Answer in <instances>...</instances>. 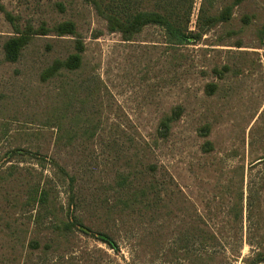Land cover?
<instances>
[{"label":"trees","instance_id":"obj_1","mask_svg":"<svg viewBox=\"0 0 264 264\" xmlns=\"http://www.w3.org/2000/svg\"><path fill=\"white\" fill-rule=\"evenodd\" d=\"M83 1L123 41L135 42L147 27L160 29L164 39L159 44L167 48V66L174 71L172 83L177 81L175 72L200 63L202 58L199 75L205 80L204 106L220 95L221 99L232 98L230 88L224 86L228 82L254 76L264 80V61L258 53L210 49L226 46L228 39L239 36L243 29L260 24L256 38L264 50L262 1L201 0L193 29L198 0ZM54 5L64 12L62 3ZM236 8L244 13L236 14L234 20ZM232 22L233 32L210 40L221 25ZM53 29L55 36L77 37L72 21L58 23ZM48 32L42 28L40 35L47 36ZM29 34L34 33L7 43L5 55L12 63L31 45ZM205 42L211 47L196 49ZM75 45L74 52L66 51L63 59H55L39 75L37 84L49 91L30 100L40 113L28 118L38 116L40 128L37 132L29 129L28 144L11 151L18 161L0 169V204L15 209L16 202L22 203V210L36 226L31 247L38 252L50 250L52 237L55 244L81 234L102 238L115 249L118 244L113 230L118 229L126 236L134 234L144 250L161 253L171 261L221 264L211 256L220 250L234 256L243 242L246 225V239L254 249L253 255L260 257L264 252V96L247 120L249 126L254 122L248 164L245 150L240 155V148L246 146V130L242 145L223 157L212 139L222 112L206 108L197 113L195 133L203 142L199 159L188 171L208 174L203 182L211 188L204 190L200 201H194L186 185L179 182V175L160 156L161 147L187 116L185 106L175 105L160 115L153 137L134 131L109 89L104 85L106 94L102 95L100 81L93 82L94 71L84 66L83 45ZM229 47L242 48L239 41ZM199 52L205 53L197 55ZM184 73L189 75L191 71ZM44 131L48 132L49 143L48 139L45 144L31 141H40ZM256 134L262 136L260 154ZM232 158L239 161L230 166L226 160ZM27 163L31 166H21ZM63 193L65 202L61 200Z\"/></svg>","mask_w":264,"mask_h":264},{"label":"rangeland","instance_id":"obj_2","mask_svg":"<svg viewBox=\"0 0 264 264\" xmlns=\"http://www.w3.org/2000/svg\"><path fill=\"white\" fill-rule=\"evenodd\" d=\"M200 1L195 4L192 29ZM255 1H262L264 5V0ZM57 2L63 4L64 12H60L54 5ZM234 13L236 20L237 15L244 13V10L242 12L236 8ZM65 21L76 24V38L55 36L53 27ZM261 23L264 25V14ZM257 26L243 29L239 36L228 39L226 46L210 48L211 46H208L210 43L205 42L196 49L256 52L264 61V50L259 48L256 38ZM42 28L50 31L47 36L40 35ZM234 28V22L221 25L217 32L211 35L210 40L214 41L220 35L233 32ZM26 33H34L29 34L32 38L31 45L23 50L17 62L12 63L5 55V47L12 38H19ZM163 39L160 29L147 27L135 42L123 41L120 34L108 30L103 19L83 0H53L39 3L32 0H0V169L18 161L17 157L12 158L11 151L28 144L26 132L29 129L31 132H37L40 128L38 116L33 120L28 118L30 114L40 113V109L37 110L31 103L34 95H42L49 91L48 88H43L42 84H37L39 75L45 68L51 66L55 59H63L66 51L74 52L75 42L82 44L85 49L84 66L94 71L93 82L99 84L100 81L102 95L106 94L104 85L109 89L115 103L131 120L134 131L138 130L146 137H153L160 115L175 105L185 106L187 116L177 124L170 141L161 147L160 156L164 163L171 167L177 176L179 175V182L186 185L187 192L194 201H200L204 190L211 188L203 182L208 174L198 172L191 174L188 171L190 165L196 164V159H199V147L203 142L195 133L196 116L202 109L212 108L214 113L222 112L212 139L223 157L233 151L231 149L242 145L243 130H246V146L245 149L243 146L240 148V155L245 150V162L248 164L250 127L254 122L249 126L247 120L262 101L264 80L260 76H254L242 77L237 82H228L224 86L225 89L230 88L231 91L228 93L232 98L221 99L220 95L204 106L202 91L205 80L199 75L202 58L200 63L175 72L177 81L172 83L174 71L167 66L168 50L159 44ZM236 41L241 43L242 48L229 47ZM201 53L205 52H199L197 55ZM187 70L191 71L189 75L184 73ZM39 87L41 90L38 93ZM32 107L34 108L31 109ZM233 112L237 114L232 116ZM42 134L44 137L40 141L33 138L31 141L33 140L35 144H45L48 139L49 143L48 132L44 131ZM261 138L260 134L255 135L258 141L256 147L258 154L261 150L259 146L262 144ZM8 161L10 162L6 164ZM238 161L239 158L226 160L230 166ZM21 166H31V163ZM65 198L66 195L63 193L62 202H65ZM16 203L15 209L3 208L0 204V264L177 263L151 249L144 250L134 234L129 233L126 236L118 229L113 230L114 239L118 244L115 249L104 243L105 240H100L102 238L77 234L55 244L52 237V243L50 242L52 248L38 252L33 248L35 246L31 247L35 241L36 226L30 222V215L22 210V203ZM27 228L29 232H25ZM41 229L45 230V227L42 226ZM243 235V242L234 256L220 250L211 258L221 264H264V252L260 257L253 255L254 249L246 239V225Z\"/></svg>","mask_w":264,"mask_h":264}]
</instances>
